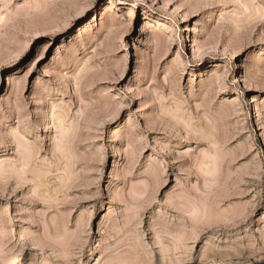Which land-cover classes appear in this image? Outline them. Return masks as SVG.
<instances>
[{
	"label": "rangeland",
	"instance_id": "1",
	"mask_svg": "<svg viewBox=\"0 0 264 264\" xmlns=\"http://www.w3.org/2000/svg\"><path fill=\"white\" fill-rule=\"evenodd\" d=\"M0 264H264V0H0Z\"/></svg>",
	"mask_w": 264,
	"mask_h": 264
}]
</instances>
